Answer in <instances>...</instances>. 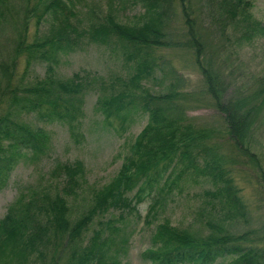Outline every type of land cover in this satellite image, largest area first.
Listing matches in <instances>:
<instances>
[{"label":"trees","instance_id":"16d2710c","mask_svg":"<svg viewBox=\"0 0 264 264\" xmlns=\"http://www.w3.org/2000/svg\"><path fill=\"white\" fill-rule=\"evenodd\" d=\"M139 1L142 8L136 16L141 21L129 24L110 9L103 13L91 5L84 9L82 0H26L25 6L21 0H0V31L17 5L26 10L25 26L27 11L37 22H49L47 31L33 40L19 34L7 56L11 63L0 61V81L5 84L1 88L9 102L0 111V189L20 161L39 160L51 148L50 133L41 123L69 127L79 123L86 90L96 89L97 109L107 121L118 119L121 129L135 112L147 115L116 173L92 193L80 214H73L70 198L81 187L85 172L81 159H57L47 177L18 190L0 217V264H123L121 253L127 251L130 237L123 230L126 217L140 218L138 205L149 199L143 220L152 224L173 189L181 191L187 181L207 184L198 191L204 202L198 213L204 215L208 232L199 235L189 227L157 221L153 236L163 243L144 249L141 256L149 264H212L226 257H231L227 264H264V230H240V220L251 215L235 178L236 163L250 167L264 195V168L252 140L264 109V74L257 77L251 92L239 87L230 91L211 58L206 54L202 58L205 42L192 0ZM202 1L216 13V26L222 32L232 27L250 41L264 31L251 11L252 0ZM177 6L185 39L173 40L167 28ZM174 42L193 49L202 75L199 90L190 87L173 65H161L166 58L157 51ZM86 43L110 45L127 63L126 73L106 81L83 68L58 77L55 67L61 58ZM22 54L25 65L18 77L22 82L11 86L15 56ZM39 62L45 64L43 76L26 79ZM156 69L170 78L163 91L144 85ZM206 99L223 115L219 127L199 125L187 115L189 107ZM11 107L17 112L12 113ZM226 144L230 153L223 148ZM98 217L97 226L87 234Z\"/></svg>","mask_w":264,"mask_h":264},{"label":"rangeland","instance_id":"374dc122","mask_svg":"<svg viewBox=\"0 0 264 264\" xmlns=\"http://www.w3.org/2000/svg\"><path fill=\"white\" fill-rule=\"evenodd\" d=\"M21 2L23 5L27 3L26 0H21ZM82 3L84 9L87 8V5H91L94 10L101 13L110 9L118 15L121 21L129 24L141 21V18L136 16L142 8V2L140 3L139 0H82ZM252 4V13L264 24V0H252ZM192 6V12L197 15V28L205 42L202 58L205 54L211 58L214 66L222 72L227 84H230V91L239 87L251 92L255 87L257 77L264 74V31L250 41H244L239 37L238 31L232 27H227L222 32L221 27L216 26V13L213 14L214 11L211 8H206L202 0H192ZM16 7V10L8 16L9 22H6L0 31V61L8 65L11 61L9 62L7 56L13 51L12 48L18 40L19 34L27 41L33 40L39 37L41 32L47 31L49 27L48 21L37 22L36 16L30 14L29 11H27L28 19L25 26L23 14L26 10L22 5ZM167 31L173 40L185 39L182 34L185 32V27L178 6L171 16ZM159 50L157 53H161L166 58L165 61H162V66L171 64L176 67L187 77L190 87L197 90L203 87L202 75L194 63L193 49L184 45L178 46L174 42ZM15 57L13 64L15 73L10 83L11 86L16 83L20 85L22 79L19 80L18 77L23 76L25 65L23 54ZM83 68L97 73L101 79L108 81L113 75L126 73L129 67L121 55L111 49L110 45L86 43L81 49L64 55L55 67V74L65 78L72 72ZM44 69L45 64L43 62L36 63L26 74V79L29 77L30 80H33L36 76H43ZM169 80V75L156 69L153 77L144 85L152 90L163 91ZM2 85L5 84L0 83V111L7 109L9 104L5 89L1 88ZM96 97V89L86 90L85 113L74 127L57 122L41 123L50 133L51 148L41 159L20 161L15 167L8 184L0 189V217L5 213L9 203L13 201L18 190L28 182L36 183L47 177L57 159L69 161L81 159L84 163L85 172L81 187L78 188L76 197L70 198L74 215L80 214L82 210L87 208L91 202L92 193L113 177L129 143L146 123L147 115L143 112H135L131 122L127 120L125 127L121 129L118 119L111 118L110 121L104 119L103 114L96 107ZM10 111L15 113L17 108L11 107ZM186 112L199 125L219 127L223 120L222 113L208 99L202 100L200 105L189 107ZM19 113L18 116L23 115V113ZM252 138L253 149L259 156L264 168V109L253 131ZM3 143L6 144V142ZM223 148H226L228 153L231 152V148L227 144ZM236 167L238 170L235 178L241 187L240 192L248 204L251 215L248 220H240V230L249 228L264 230L262 187L256 185L254 172L250 167L241 163H236ZM186 185L181 191L176 188L173 189L163 208L159 211L158 218L152 224L147 225L143 220L149 199H145L138 205L140 218L135 215L126 217L123 230L125 233H130V237L126 244L127 251L124 254L121 253L123 264H149L141 256V252L146 248L154 247L155 243H163L162 239L153 236L157 221L168 220L173 225L189 227L191 231L199 235L208 232V228L203 223L204 215L198 213L200 205L204 204L203 198L198 195V191L201 189L200 186L207 184H194L187 181ZM98 219L99 217L89 225L87 234H90L91 229L97 226ZM230 260L231 257L218 258L212 264H227Z\"/></svg>","mask_w":264,"mask_h":264}]
</instances>
